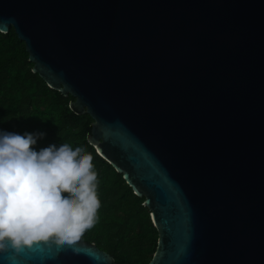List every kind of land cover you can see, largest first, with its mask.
Wrapping results in <instances>:
<instances>
[{"label": "water", "instance_id": "95a60500", "mask_svg": "<svg viewBox=\"0 0 264 264\" xmlns=\"http://www.w3.org/2000/svg\"><path fill=\"white\" fill-rule=\"evenodd\" d=\"M37 74L143 197L146 264H264V0H0ZM0 264H119L34 242Z\"/></svg>", "mask_w": 264, "mask_h": 264}, {"label": "trees", "instance_id": "16d2710c", "mask_svg": "<svg viewBox=\"0 0 264 264\" xmlns=\"http://www.w3.org/2000/svg\"><path fill=\"white\" fill-rule=\"evenodd\" d=\"M32 66L14 30L0 33V129L44 132L37 149L61 142L84 145L98 172L101 208L95 226L79 239L95 243L119 264H146L155 253L158 233L144 198L135 195L122 174L88 144L90 116L74 114L69 109L74 99L48 88L32 73Z\"/></svg>", "mask_w": 264, "mask_h": 264}, {"label": "clouds", "instance_id": "9594fccd", "mask_svg": "<svg viewBox=\"0 0 264 264\" xmlns=\"http://www.w3.org/2000/svg\"><path fill=\"white\" fill-rule=\"evenodd\" d=\"M44 136L0 129V253L52 236L72 243L99 219L93 155L66 142L37 149Z\"/></svg>", "mask_w": 264, "mask_h": 264}]
</instances>
